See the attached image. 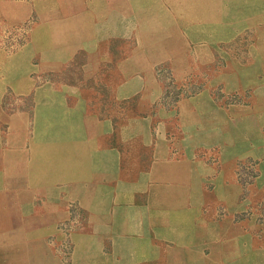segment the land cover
I'll list each match as a JSON object with an SVG mask.
<instances>
[{"label": "rangeland", "instance_id": "1", "mask_svg": "<svg viewBox=\"0 0 264 264\" xmlns=\"http://www.w3.org/2000/svg\"><path fill=\"white\" fill-rule=\"evenodd\" d=\"M46 1L0 0L10 15L0 20V80L30 66L35 81L74 91L120 163L106 191L85 182L78 190L69 175L59 190L33 191L14 167L0 184V264H264V0ZM24 3L63 14L46 28L79 48L58 68L22 54L43 34L34 12L22 18ZM24 82L0 87L2 148L28 147L33 89ZM164 162L178 163L175 192L186 177L200 180L173 225L211 226L201 242L167 230Z\"/></svg>", "mask_w": 264, "mask_h": 264}, {"label": "crops", "instance_id": "2", "mask_svg": "<svg viewBox=\"0 0 264 264\" xmlns=\"http://www.w3.org/2000/svg\"><path fill=\"white\" fill-rule=\"evenodd\" d=\"M52 2L46 1V5L52 6ZM11 3L5 2V8L9 7ZM25 6L27 9L23 11L22 18L28 17L34 12L37 16L40 30H42V25L43 34L41 33L42 35L38 34V37L30 38L29 42L22 47V54L52 57V60L48 63V65L51 64L49 68H58L62 57L72 56L79 48L78 44L72 46L73 44L71 42L64 46L61 42L62 39H57L56 33L46 28V24L50 21L56 19L63 20V14H60L58 7L56 9L54 7L52 8V15L44 16L43 5L37 7L40 9L33 12L31 4ZM3 9L4 5L0 2V20L9 21L10 15L8 11L4 13ZM67 40L69 41L70 38L67 37ZM1 51L0 54H2ZM4 55L5 57H9L14 56L15 53H4ZM6 67L3 70L4 72H6ZM42 67L43 65L41 63L35 66L37 71ZM7 72L9 75L5 79L0 80V87H8V85L15 87L17 86V81H26L20 85L26 87L28 92H31L33 89V110L32 119L26 117L23 120V128L26 127L29 130L28 147H24L23 149L21 147L19 149H9L0 146V184H3L5 181L8 182L10 177H14V167H17L23 169L24 176L32 184L30 189L33 191L47 192L59 190L58 185H62L63 181H67L64 179V176L68 175L70 176V183L78 186V190H84L82 184L85 182L88 183L87 186L94 185V190L96 185L102 184V188L106 191L105 188H107L108 180L104 179L110 176L112 169L118 168L120 163L119 149L104 142L106 133L102 128V123L85 114L82 106L84 103L80 96L74 93V91L67 90L62 86H56L42 80L35 81L30 76L32 72L30 66H22L16 71L7 70ZM16 161L18 164H16ZM64 162H72V165L69 164L67 166L66 163L64 166ZM177 164L164 162L159 167L161 168V181L167 177V182L166 184L161 183L158 186L167 192L164 198L166 199L167 207L168 202L171 203L167 212L172 221L169 223L167 230L173 232L191 231L195 235H198L195 239H199L198 241L201 242V237L204 233H207L211 226H201L198 223L192 226L190 224L192 220L188 222L191 225L189 228L177 229L173 225L180 223L178 221L180 214L187 216L185 211L190 210L187 208L189 204L186 205L187 201L191 199L190 191H196L200 194L199 190L201 188L199 178L191 179L190 177H186L181 182L182 192H175L179 188V182H177L176 176H174ZM70 166L72 168L71 171H63L64 167ZM3 171L5 172L1 174ZM182 172L185 173V170L183 169ZM5 178L6 180H4ZM144 188H139L138 190H143ZM215 191H217L216 188L214 189ZM7 197L9 198L8 195ZM11 198L14 197L12 196ZM220 198L222 199L221 196H217L214 193L215 200ZM179 199L182 200L181 205H178ZM149 201L152 203L153 198H150ZM125 202H127L126 206H131L134 203L130 198ZM199 204L201 203L196 199L194 206ZM150 209H153V207L150 206ZM184 221H186L185 218ZM221 231V228H219L218 232ZM212 240L213 237L206 238V241H208L206 244L207 247L211 246ZM173 243L175 246H179L181 240L178 239L173 241ZM187 243L188 238L184 234L181 244L184 247L187 246Z\"/></svg>", "mask_w": 264, "mask_h": 264}]
</instances>
